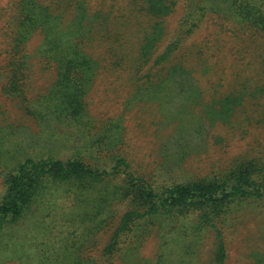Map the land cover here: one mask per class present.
<instances>
[{
  "label": "trees",
  "instance_id": "1",
  "mask_svg": "<svg viewBox=\"0 0 264 264\" xmlns=\"http://www.w3.org/2000/svg\"><path fill=\"white\" fill-rule=\"evenodd\" d=\"M177 8L178 0H0L3 90L37 123L40 138L64 151L25 157L2 173L0 264H99L85 250L109 227L105 263L226 264L230 228L251 213L264 220V151L236 158L217 174L153 181L134 171L123 150V116L97 122L88 113L90 93L108 76L130 88L125 112L158 106L162 127L170 128L167 140L207 122L237 126L238 116L249 114V99L259 106L264 84L237 90L233 84L243 73L228 83L218 71L214 53L221 40L189 42L212 16L264 49V0H186L174 28L169 21ZM35 38L40 42L32 52ZM32 60L53 70L43 92L32 83ZM202 83L214 88L209 101H203ZM219 86L228 90L221 93ZM150 115L156 120L157 113ZM179 151L167 155L165 165L182 167L190 156ZM62 199L61 232L44 218L33 220L34 207L55 208ZM31 226L48 232L50 241L20 240ZM150 238L158 241L156 257L141 260ZM247 242L241 264H264V231Z\"/></svg>",
  "mask_w": 264,
  "mask_h": 264
},
{
  "label": "rangeland",
  "instance_id": "2",
  "mask_svg": "<svg viewBox=\"0 0 264 264\" xmlns=\"http://www.w3.org/2000/svg\"><path fill=\"white\" fill-rule=\"evenodd\" d=\"M185 2L186 0H178V8L169 21V24L174 28L179 23ZM218 39L221 40V44L219 52L214 53V62L215 65L219 64L218 71L223 73L224 77L226 76V82L232 83L241 71L240 74L243 73V77L237 79L233 84L235 87L232 85V88L251 91L250 88L257 87L259 84L263 85L264 82L257 78L256 72H261L264 75V49H261L253 39L240 37L233 25L209 16L189 45L202 44L206 40H211L216 44L215 41ZM39 42L40 39H33L30 44L32 52ZM31 63L34 88L37 93L43 92L51 81L53 70H42L35 60H32ZM4 84L5 77L1 74L0 199L5 191L3 172L14 169L21 160L28 156L61 157V154L64 153L56 141L40 138V129L37 123L27 117L17 102L5 93ZM199 86L204 94L203 101H209L214 95V88L205 83L199 84ZM129 89L128 85L123 82L115 83L111 76L100 77L88 98V113L97 122L123 116L125 136L128 142L123 150L130 157L134 171H138L137 173L140 175L143 172L153 181H175L184 177L195 179L212 173L217 174L230 166L236 158L257 155L264 151V98L258 101V107L255 106L252 99L248 100L249 114L247 116L240 114L237 126L226 127L218 125L219 122H207L201 130L184 131L183 134H175L167 140L165 138L170 128L165 130L162 127L158 106L152 104V107L148 109L146 105L139 104L129 112H125V104L130 96ZM227 90V87H220L221 93ZM179 101L181 102L182 99L176 100L172 106L178 105ZM148 110L147 117L145 112ZM156 113L157 118L153 121L154 116L150 114L155 115ZM159 123L161 124L158 127ZM166 125L168 126V124ZM182 148H185L187 155L190 156L182 164V167H171L175 164L171 162L169 165H165L167 155L181 154L182 152L179 150ZM65 207H67L65 199L59 200L58 207L51 209L39 205V207H34L36 212L32 218L34 221L44 218L46 225H52L51 228L59 233L62 231L60 221L64 215L61 208ZM122 212L123 206L119 205L118 214ZM251 214L242 220L244 221L242 224L237 222L233 228H230L227 234L230 249L226 264L244 262L242 253L246 249L248 239L254 237L258 230L264 231V220L254 218L256 213ZM32 226L20 235V240L39 246L50 241L48 232L44 234L45 232H41L43 229L36 230ZM111 233V227H109L97 236L94 235L85 250L86 254L91 259L97 260L99 264H121L118 259L108 263L101 259V251L107 245ZM157 249L158 241L155 238L148 239L140 249V259L153 260L156 257Z\"/></svg>",
  "mask_w": 264,
  "mask_h": 264
}]
</instances>
